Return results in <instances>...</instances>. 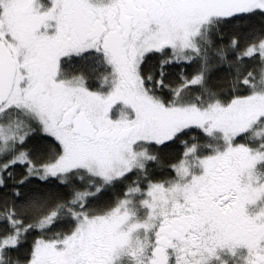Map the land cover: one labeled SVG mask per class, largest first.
Here are the masks:
<instances>
[{
	"label": "snow or ice",
	"instance_id": "1",
	"mask_svg": "<svg viewBox=\"0 0 264 264\" xmlns=\"http://www.w3.org/2000/svg\"><path fill=\"white\" fill-rule=\"evenodd\" d=\"M0 264H264V0H0Z\"/></svg>",
	"mask_w": 264,
	"mask_h": 264
}]
</instances>
